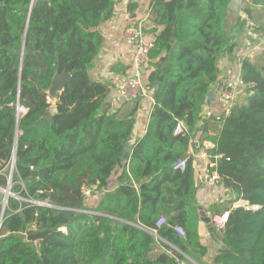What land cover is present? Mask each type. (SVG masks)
Segmentation results:
<instances>
[{"label": "trees", "instance_id": "trees-1", "mask_svg": "<svg viewBox=\"0 0 264 264\" xmlns=\"http://www.w3.org/2000/svg\"><path fill=\"white\" fill-rule=\"evenodd\" d=\"M115 3L0 0L2 187L18 135L15 196L0 229V264H177L187 261L185 255H205L191 155L200 123H213L218 132L208 139L214 144L206 150L209 162L216 164L208 171L218 172L233 201L250 206L232 209L221 234L226 249L214 264H264V66L242 61L245 101L220 120L201 117L219 82V61L235 48L227 27L230 0H152L160 32L147 86L155 104L135 144L139 102L122 101L116 109L110 86L90 74ZM253 3L264 7V0ZM63 72L72 79L52 116L47 91ZM18 105L25 108L21 116ZM178 123L183 131L175 135ZM184 158L187 169L175 171ZM94 184L100 198L90 203L82 188ZM161 218L166 223L157 228ZM159 240L182 253L151 258Z\"/></svg>", "mask_w": 264, "mask_h": 264}, {"label": "crops", "instance_id": "crops-1", "mask_svg": "<svg viewBox=\"0 0 264 264\" xmlns=\"http://www.w3.org/2000/svg\"><path fill=\"white\" fill-rule=\"evenodd\" d=\"M134 3L137 8L130 9ZM151 3L152 0H116L113 17L101 28L104 42L90 74L94 80L105 82L110 86V100L116 109L120 108L123 103V100L118 96L117 87L130 74L134 55L132 45L123 41L122 34L127 26L146 17ZM230 10L231 17L227 27L232 33L235 48L232 54L225 55L219 61V82L213 86L202 107L201 117L205 120L211 119L213 121L215 118L229 113L233 108L223 99L222 93L224 91L240 87L246 88L241 82L242 61H250L260 68L264 66V43L259 33L255 31L257 28L264 27V7L255 5L253 0H230ZM159 32L160 29L154 25V17L149 18L146 24L145 40L154 42ZM150 69L151 65L148 63L143 70L146 78ZM137 101L139 108L135 114L131 144L137 143L146 134L149 118L155 104L153 97L140 98L131 101L130 104ZM212 124H199L200 132L195 141V148L191 150V155L196 160V199L200 212L198 241L205 248L206 254L203 256L199 254L196 256L185 255L187 260L185 263L187 264H214L215 258L226 248L221 238L222 231L214 226L212 219L216 215L231 212L232 209L236 208V201H233L235 195L225 188L222 181L213 186H207L201 181L210 165V157L205 155L206 150L214 148V144L208 139L218 134ZM200 140L202 144H199ZM202 145L206 149L201 148ZM215 165V163H211L210 166L215 167ZM99 198L98 195L97 198L89 202L95 203L94 201H99ZM163 245H167V249ZM160 253L173 256L174 253L182 252L175 245L159 240L157 249L151 253V258L154 259Z\"/></svg>", "mask_w": 264, "mask_h": 264}, {"label": "built area", "instance_id": "built-area-1", "mask_svg": "<svg viewBox=\"0 0 264 264\" xmlns=\"http://www.w3.org/2000/svg\"><path fill=\"white\" fill-rule=\"evenodd\" d=\"M149 18H153V13L151 8H149L145 18L138 20L137 22L127 26L122 34L123 41L131 44L134 49L130 74L126 76L124 80L117 87L118 96L124 102H131V101L139 100L140 98L153 97L154 90L151 89L149 86H147V81H146L147 78L145 77V72L143 71L144 68L150 62V54L155 46L154 42L145 40L146 24ZM259 36L262 42L264 43V32H259ZM222 97L229 105L234 107L235 105L244 102L247 96L245 93V88L240 87V88L224 91L222 93ZM153 103H154V99H153ZM218 120H220V117H218ZM182 131H183V125L182 123H178L174 131V134L178 135ZM206 153L205 155H208ZM220 158L221 157H216V160ZM187 163L188 160L186 158L180 159L174 165V170L185 171L187 169ZM201 181L203 184L207 186H213L217 182L222 181V178L219 176L216 170H213L212 172L207 171L202 176ZM82 192L85 199H87L88 201H92L93 199L97 198L99 195V189L96 184L91 186H86V185L83 186ZM235 207L236 208L243 207L248 209L250 208L249 203L243 200L237 201ZM254 209L257 208L254 207ZM230 213L231 212H225L221 215L214 216L212 219L214 226L221 231L224 230V228L226 227L229 221ZM165 223H166V219L161 218L156 226L157 228H160ZM175 230L181 237H186V232L182 228L176 227ZM177 264H187V263L178 261Z\"/></svg>", "mask_w": 264, "mask_h": 264}, {"label": "water", "instance_id": "water-1", "mask_svg": "<svg viewBox=\"0 0 264 264\" xmlns=\"http://www.w3.org/2000/svg\"><path fill=\"white\" fill-rule=\"evenodd\" d=\"M230 7V5H229ZM72 76L69 73L63 72L62 74H56L52 80V84L50 89L47 91V95H49L50 99L52 100V107L50 109L51 115L55 116L57 114V102L59 101L60 96L62 93L66 90V88L69 86L71 83ZM19 109H22L25 111V108L21 105H18V111ZM19 119V118H18ZM17 143H18V135H16V140H15V145H14V151H13V158H12V165H11V170H10V175L7 183V189L9 190V195L5 196L0 195V204H3V213L6 210L7 204H8V199L9 197L15 196L12 192V180H13V175H14V169L16 165V157H17ZM126 152L128 155L131 154V149L129 147L126 148ZM6 202V204H5ZM0 218V221L3 218V214ZM3 223V221H2ZM2 224L0 225L1 228Z\"/></svg>", "mask_w": 264, "mask_h": 264}, {"label": "rangeland", "instance_id": "rangeland-1", "mask_svg": "<svg viewBox=\"0 0 264 264\" xmlns=\"http://www.w3.org/2000/svg\"><path fill=\"white\" fill-rule=\"evenodd\" d=\"M243 100V99H242ZM241 100V101H242ZM20 113V112H19ZM25 113V111L23 112V113H21V114H24ZM10 170H11V168H9V169H7V171H5V172H2L1 174H3V175H5L6 173L8 174V173H10ZM8 179H9V174H8V176H7V183H8ZM12 188H13V185H12ZM8 189H7V186L6 187H2V186H0V195H6V193H3V191H7ZM2 213H3V204H0V218H1V216H2ZM4 215H5V212L3 213ZM3 215V216H4ZM2 220H3V218H2ZM65 230V229H64Z\"/></svg>", "mask_w": 264, "mask_h": 264}, {"label": "bare ground", "instance_id": "bare-ground-1", "mask_svg": "<svg viewBox=\"0 0 264 264\" xmlns=\"http://www.w3.org/2000/svg\"><path fill=\"white\" fill-rule=\"evenodd\" d=\"M21 111H23V110H22V109H19V112H20V113H21ZM23 112H24V111H23ZM20 113H19V116H21ZM3 193H6L5 196H8V195H9V190H7V191H3ZM5 204H6V202H5ZM2 221H3V220L0 221V225L2 224ZM0 229H1V228H0Z\"/></svg>", "mask_w": 264, "mask_h": 264}]
</instances>
